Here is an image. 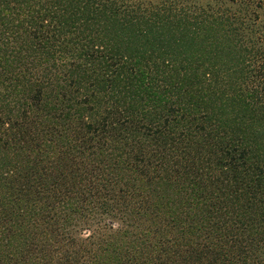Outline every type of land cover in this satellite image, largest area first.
<instances>
[{"label": "trees", "instance_id": "trees-1", "mask_svg": "<svg viewBox=\"0 0 264 264\" xmlns=\"http://www.w3.org/2000/svg\"><path fill=\"white\" fill-rule=\"evenodd\" d=\"M0 264H264V0H0Z\"/></svg>", "mask_w": 264, "mask_h": 264}, {"label": "rangeland", "instance_id": "rangeland-1", "mask_svg": "<svg viewBox=\"0 0 264 264\" xmlns=\"http://www.w3.org/2000/svg\"><path fill=\"white\" fill-rule=\"evenodd\" d=\"M85 233H87V231H85Z\"/></svg>", "mask_w": 264, "mask_h": 264}]
</instances>
